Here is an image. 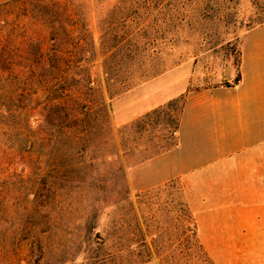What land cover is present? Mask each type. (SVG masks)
I'll list each match as a JSON object with an SVG mask.
<instances>
[{"label": "rangeland", "instance_id": "rangeland-1", "mask_svg": "<svg viewBox=\"0 0 264 264\" xmlns=\"http://www.w3.org/2000/svg\"><path fill=\"white\" fill-rule=\"evenodd\" d=\"M84 2L93 36L85 66L103 86L112 131L102 128L93 143L79 144L78 133L64 130L51 148L49 135L40 138L24 130L23 116L0 119V201L9 215L0 221V264H119V247L140 240L133 233L136 224L145 229L141 194L155 188L141 184L148 168L134 171L135 165L148 159L140 162L126 153L133 134L125 126L139 112L136 107L151 103V98L157 102L171 94L183 95L188 88L234 82L243 38L264 19V0H172L168 16L139 12L126 23L104 20L116 0ZM228 13L233 21L227 19ZM250 24L256 27L249 28ZM116 27L129 39L127 50L134 60L122 62L125 87L109 99L104 79L108 43L103 44V33L111 35ZM36 30L41 35L46 32ZM18 49L16 55L26 51ZM29 94L26 90L14 102L26 105ZM27 139L35 142L34 149H25ZM123 183L127 194L120 190ZM24 208L29 213L22 218ZM20 223L26 230L13 238L11 233ZM91 226L95 229L89 233Z\"/></svg>", "mask_w": 264, "mask_h": 264}, {"label": "trees", "instance_id": "trees-1", "mask_svg": "<svg viewBox=\"0 0 264 264\" xmlns=\"http://www.w3.org/2000/svg\"><path fill=\"white\" fill-rule=\"evenodd\" d=\"M170 1L116 0L104 15V20L107 23L114 20L126 23L133 21L139 12H158L166 17ZM88 16L84 0H0V119L23 116L24 130L34 132L40 138L43 134L49 135L51 148L58 144L57 135L64 130L74 135L78 133L76 139L79 144L93 143L102 128L112 131L103 86L85 66L89 47L93 48ZM226 17L233 21V14L228 13ZM263 25L264 19L256 24ZM256 26L248 25L249 28ZM37 28L41 32L46 29L45 34H39ZM118 29L114 28L111 35L108 31L103 33V44L108 43L104 79L109 99L125 87L127 80L121 77L122 62L134 60L133 53L127 50L129 39ZM18 47L26 48L23 55L15 54ZM27 74L23 81L21 78ZM239 78L240 74L234 82ZM25 83L29 86L27 89H24ZM217 86H231V83ZM26 90L30 92L27 104L15 103L14 100L22 97ZM44 95L46 100L42 101ZM185 97L184 93L125 126V130L130 129L133 134L132 145L126 151L128 156L141 162L178 144ZM34 145V141L27 139L25 149H34ZM120 171L123 175V169ZM120 187L121 192L129 193L126 183ZM180 192L179 185L171 182L141 194L139 207L146 210V215L142 216L145 229L136 224L133 233H138L140 240L119 247V264H141L161 254H165L169 264H187L189 261L196 264L202 248L198 244L194 217L180 199ZM1 202L0 221L3 216L9 218L8 208L4 206L3 212ZM130 205L135 211V205ZM28 213L24 208L20 215L24 218ZM182 223L184 235L188 232V242L183 248L156 243L165 237L179 236ZM94 229L95 226H91L89 233ZM25 230L24 224L20 223L11 236H22ZM96 234L103 243L105 238L101 237V231Z\"/></svg>", "mask_w": 264, "mask_h": 264}, {"label": "crops", "instance_id": "crops-1", "mask_svg": "<svg viewBox=\"0 0 264 264\" xmlns=\"http://www.w3.org/2000/svg\"><path fill=\"white\" fill-rule=\"evenodd\" d=\"M238 73L231 86L188 88L178 144L134 169H149L141 179L144 187L179 185L202 248L196 264H264V25L243 38ZM178 96L151 98L136 107L132 119ZM180 231L156 243L183 248V223ZM141 264L169 262L161 254Z\"/></svg>", "mask_w": 264, "mask_h": 264}]
</instances>
